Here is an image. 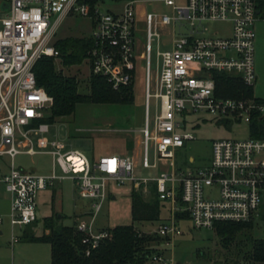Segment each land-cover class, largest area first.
<instances>
[{"label":"built area","instance_id":"built-area-1","mask_svg":"<svg viewBox=\"0 0 264 264\" xmlns=\"http://www.w3.org/2000/svg\"><path fill=\"white\" fill-rule=\"evenodd\" d=\"M108 1L123 3L122 9L101 11ZM161 2L170 7V15L142 14L146 44L139 162L143 169L157 170L158 159L170 160V169L138 179L132 156L102 155L90 161L50 136L51 125L44 120L52 99L37 84L34 66L43 57L59 58L55 35L62 21L76 13L91 23L86 57L90 74L104 78L115 91L132 86L135 8ZM0 4L7 6L0 11V158L8 161L6 171H0V185L8 195L12 230L34 224L39 193L64 180L72 182L79 199L91 202L89 220L81 218L88 215L83 212L74 224L85 257L111 238L109 230L95 227L109 184L150 185L158 201L168 206L167 220L152 232L162 242L146 264H175L172 249L182 234L181 221L189 220L196 230H214L220 223L254 226L264 204V138L214 141L210 163L195 171L177 172L173 153L194 139L182 131L187 115L247 125L262 116L263 106L254 98L219 97L213 76L225 73L253 86L254 27L260 17L256 0H185L180 6L174 0H98L94 5L85 0H0ZM214 23L228 25V32L211 31ZM163 28L169 37L164 50L159 34ZM19 155L50 156V170L37 174L16 167ZM177 214L186 219H177Z\"/></svg>","mask_w":264,"mask_h":264},{"label":"rangeland","instance_id":"rangeland-1","mask_svg":"<svg viewBox=\"0 0 264 264\" xmlns=\"http://www.w3.org/2000/svg\"><path fill=\"white\" fill-rule=\"evenodd\" d=\"M180 6L185 0H174ZM101 11L109 9L119 12L123 3L108 1ZM171 14L170 7L161 3L140 4L135 8L134 41H135V71L131 86L133 103L130 105L116 104H78L74 113L63 119H57L50 127V136L66 145L69 150L82 152L90 161L102 155H128L135 160L134 176L138 179L151 178L160 171L170 169V160H157V170L141 168L139 156L141 151V133L144 126V46L146 44V27L142 14ZM264 17V11L260 14ZM254 48L257 54L259 41L264 33V22L255 24ZM228 25L214 23L211 31L220 34L228 32ZM91 32L90 20L74 13L66 17L54 38V43L68 38H88ZM161 49L168 48L169 37L166 28L159 32ZM151 56V70L154 72V46ZM55 70L64 77H74L79 86L80 94H88L89 66L86 60L79 65L64 66L60 58L53 59ZM255 90V86H254ZM155 101L151 99L150 114H153ZM50 115V111L46 112ZM185 127L183 132L190 133L194 139L185 143L184 147L173 153V163L177 172L195 171L210 163L212 142L218 140H241L250 137V126L229 122L218 123L206 115H187L182 119ZM260 124L264 128V112ZM192 160V161H190ZM8 162L0 158V165ZM16 167L32 173L44 174L50 170L51 158L47 155L33 157L19 155L14 159ZM144 187L146 191L144 192ZM109 195L103 201L100 211L95 217V227L111 231L119 226H132L135 232L150 234L168 217V206L159 202V218L155 221L140 222L132 219V195L136 194L142 202L152 203L154 195L150 185L136 187L128 182L122 186L109 184ZM111 196H114L112 199ZM88 212L83 217L82 213ZM8 195L0 185V264H50L49 246L46 244L29 243L27 238L41 236L44 233L45 220H53L57 225L74 226L76 219L89 220L93 212L91 202L77 197L73 184L64 180L60 188L42 191L37 199V220L34 224L14 228L9 224ZM61 215V218L58 216ZM263 215V219L261 217ZM260 217L254 220L251 231H243L235 240L223 248L220 238L214 230L192 228L189 220L179 223L182 234L175 238L172 256L175 264H227L236 257L241 260L251 247L252 240L264 239V206ZM14 232L15 240L12 239ZM264 264V263H256Z\"/></svg>","mask_w":264,"mask_h":264},{"label":"trees","instance_id":"trees-1","mask_svg":"<svg viewBox=\"0 0 264 264\" xmlns=\"http://www.w3.org/2000/svg\"><path fill=\"white\" fill-rule=\"evenodd\" d=\"M98 0H85L94 5ZM104 1V0H102ZM119 1V0H117ZM257 9L264 10V0H256ZM59 58L64 66L81 64L87 57L90 47L88 38H68L54 43ZM52 58L43 57L34 66L37 84L52 99L50 115L44 120L50 125L57 119L71 116L78 104H116L133 103L131 86L113 90L106 80L100 76L89 74L88 94H80L78 82L74 77H64L57 73ZM216 94L223 98H252V87H246L238 78L225 73H215ZM261 117H255L250 123V137L264 138V128L260 124ZM154 195L152 203H145L136 195H132V219L149 222L159 218V201ZM264 206V204H263ZM262 206V208H263ZM177 219H186L185 214H177ZM263 219V215H261ZM251 224L220 223L214 226V233L220 238L222 247L228 248L237 235L243 231H251ZM44 231L39 237H29V243H46L50 246V264H146L147 257L155 252L162 242L156 234L135 232L132 226H119L112 229L111 238L103 242L90 256L81 255L80 237L74 226L57 225L53 220H45ZM227 264L264 263V239L252 240L249 250ZM216 264V263H214Z\"/></svg>","mask_w":264,"mask_h":264},{"label":"crops","instance_id":"crops-1","mask_svg":"<svg viewBox=\"0 0 264 264\" xmlns=\"http://www.w3.org/2000/svg\"><path fill=\"white\" fill-rule=\"evenodd\" d=\"M263 11L264 10L258 9V14L260 15ZM258 22H264V17L261 16L258 17L255 24H257ZM254 74H255V81L252 86V98L258 100L262 104L263 112H264V33L260 38L257 54L254 48ZM254 86H255V90H254ZM0 171L2 172L6 171V166L0 165ZM60 187L61 184L57 186V189ZM112 199H114V197H112ZM44 233L47 234L48 231H44ZM35 237H39V236H35ZM34 244H46V243H34ZM49 251H50V246H49Z\"/></svg>","mask_w":264,"mask_h":264},{"label":"water","instance_id":"water-1","mask_svg":"<svg viewBox=\"0 0 264 264\" xmlns=\"http://www.w3.org/2000/svg\"><path fill=\"white\" fill-rule=\"evenodd\" d=\"M7 9L6 5L0 4V11L3 12ZM58 218H61V215L58 216Z\"/></svg>","mask_w":264,"mask_h":264}]
</instances>
